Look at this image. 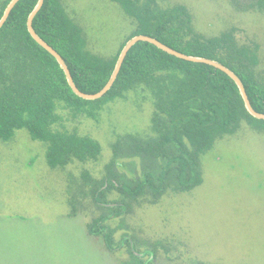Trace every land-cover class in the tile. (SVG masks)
Returning <instances> with one entry per match:
<instances>
[{"label":"rangeland","instance_id":"obj_1","mask_svg":"<svg viewBox=\"0 0 264 264\" xmlns=\"http://www.w3.org/2000/svg\"><path fill=\"white\" fill-rule=\"evenodd\" d=\"M159 1L164 8L186 5L205 36L234 29L241 44L258 43V71L264 74V9L258 0ZM64 4L83 27L88 48L103 57L115 55L136 28L116 1ZM154 99L139 84L90 108L93 116L58 104L55 128L97 139L102 145L97 160L53 168L48 143L33 139L28 129L0 139V264H136L132 243L146 264H264V119L243 120L219 137L200 157L198 185L178 190L177 179L168 176L158 193L148 185L137 195L107 188L99 200L103 205L95 201L108 172L132 187L147 176L159 185L165 158L134 147L158 138ZM118 205L126 206L122 215L105 223L116 243L111 250L88 227Z\"/></svg>","mask_w":264,"mask_h":264},{"label":"trees","instance_id":"obj_2","mask_svg":"<svg viewBox=\"0 0 264 264\" xmlns=\"http://www.w3.org/2000/svg\"><path fill=\"white\" fill-rule=\"evenodd\" d=\"M10 1L2 3L0 19ZM113 1L132 17L136 28L117 53L108 58L88 48L86 33L70 16L64 0H45L34 18L37 33L63 56L80 90L100 91L110 80L127 41L144 34L183 53L222 62L239 75L252 106L264 113V74L258 71V43L241 44L234 29L215 36L201 34L184 4L164 8L159 0ZM37 3L38 0H20L0 29V139L9 140L16 130L28 129L33 139L48 143L51 167H65L74 160H97L102 153L101 143L92 136L55 128L61 118L57 113L60 102L75 111L87 110L93 116L90 108L99 109L139 84H145L155 96L154 128L158 138L146 145L136 142L134 147L149 156L165 158L161 176L177 179L180 187H174L178 190L201 183L200 157L213 148L219 137L236 131L243 120H263L248 111L239 86L226 72L207 63L177 57L147 41L132 46L115 83L101 98L88 100L78 96L57 59L28 30V17ZM258 4L264 9V0H258ZM187 167L192 170L189 177ZM150 184L152 191L158 190L152 180ZM144 186L146 177L132 187L108 172L95 190L94 199L103 205L99 200L107 188L137 195ZM118 207L88 227L90 233L103 236L111 250L116 249V243L105 223L108 218L122 215L126 206ZM130 253L136 264H146V259L132 247Z\"/></svg>","mask_w":264,"mask_h":264},{"label":"water","instance_id":"obj_3","mask_svg":"<svg viewBox=\"0 0 264 264\" xmlns=\"http://www.w3.org/2000/svg\"><path fill=\"white\" fill-rule=\"evenodd\" d=\"M20 0H11L10 3L8 4V6L5 9V12L2 16V18L0 19V29L3 27V25L5 24V22L7 21L12 9L15 7V5L19 2ZM45 0H38V3L36 5V7L33 9V11L30 13L29 17H28V21H27V26H28V30L31 33L32 37L40 44L42 45L44 48H46L56 59L57 61L60 63L61 67L64 69L66 75H67V79L69 84L71 85V87L73 88L74 92L85 99L88 100H95L98 98H101L104 94H106L111 87L113 86V84L115 83L118 74L121 70V67L123 65V62L129 52V50L132 48L133 45H135L137 42L139 41H147L150 43H153L155 45H157L158 47H160L161 49L165 50L166 52L173 54L177 57L186 59V60H190V61H194V62H202V63H207L210 64L212 66H215L221 70H223L224 72H226L229 76H231L235 82L237 83V85L239 86L240 92L244 98L246 107L248 109V111L256 118L258 119H264V113L262 112H258L253 106L252 103L249 99L246 87L242 81V79L239 77V75L234 72L231 68H229L228 66H226L225 64H223L222 62L212 59V58H208V57H203V56H195V55H190V54H186L183 53L181 51H178L170 46H168L167 44L163 43L162 41H160L159 39H157L156 37L153 36H149V35H144V34H139V35H135L132 38H130L127 43L125 44V46L123 47L119 58L117 60V64L115 66L114 72L110 78V80L108 81V83L98 92L96 93H86L83 92L82 90H80L78 88V86L76 85L74 78L71 74V71L65 61V59L63 58V56L53 47L51 46L46 40H44V38H42L36 31V29L33 26V21L35 16L37 15V13L40 11V9L42 8L43 4H44ZM132 247L135 250L134 244L132 243ZM136 253L139 256H143L144 253L141 252H137Z\"/></svg>","mask_w":264,"mask_h":264},{"label":"flooded vegetation","instance_id":"obj_4","mask_svg":"<svg viewBox=\"0 0 264 264\" xmlns=\"http://www.w3.org/2000/svg\"><path fill=\"white\" fill-rule=\"evenodd\" d=\"M177 169H179V168H181L180 166L179 167H176ZM181 170V169H180ZM190 171H192V170H190V168L188 169V167H187V175H188V173L190 174ZM162 172V171H161ZM161 172L159 173V175H158V179H159V181H160V183H159V185L158 186H156V185H154V189H158V190H154L153 192H155V193H158V192H160L162 189H164V187H165V182H166V179H167V177L169 176V175H167L165 178H162V176H161ZM188 177H189V175H188ZM153 181L154 182V180H153V177L152 176H147L146 177V185H148V186H150L151 184H150V181ZM187 184H189V183H187ZM134 250V249H133ZM135 252L137 251L136 249L134 250ZM137 254V253H136Z\"/></svg>","mask_w":264,"mask_h":264}]
</instances>
